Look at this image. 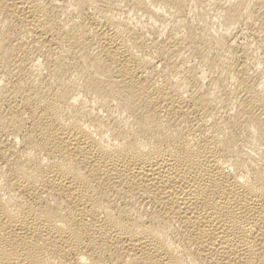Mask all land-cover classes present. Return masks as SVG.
<instances>
[{
  "label": "bare ground",
  "instance_id": "1",
  "mask_svg": "<svg viewBox=\"0 0 264 264\" xmlns=\"http://www.w3.org/2000/svg\"><path fill=\"white\" fill-rule=\"evenodd\" d=\"M0 264H264V0H0Z\"/></svg>",
  "mask_w": 264,
  "mask_h": 264
}]
</instances>
